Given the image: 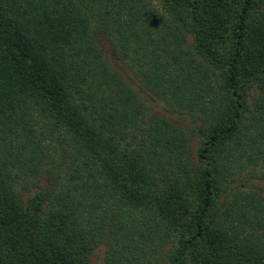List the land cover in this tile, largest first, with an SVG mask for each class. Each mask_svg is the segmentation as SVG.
Instances as JSON below:
<instances>
[{"label":"trees","instance_id":"16d2710c","mask_svg":"<svg viewBox=\"0 0 264 264\" xmlns=\"http://www.w3.org/2000/svg\"><path fill=\"white\" fill-rule=\"evenodd\" d=\"M0 264H264V0H0Z\"/></svg>","mask_w":264,"mask_h":264},{"label":"rangeland","instance_id":"374dc122","mask_svg":"<svg viewBox=\"0 0 264 264\" xmlns=\"http://www.w3.org/2000/svg\"><path fill=\"white\" fill-rule=\"evenodd\" d=\"M262 15V9H260V13H258V17H261ZM191 145H192V148H195L197 145H196V138H193L191 137ZM103 248H99L96 250V254H98L99 256H101L103 254Z\"/></svg>","mask_w":264,"mask_h":264}]
</instances>
